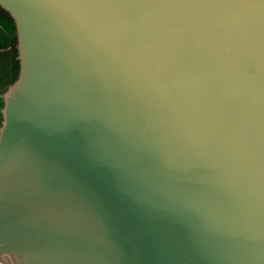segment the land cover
Segmentation results:
<instances>
[{
	"label": "water",
	"instance_id": "obj_1",
	"mask_svg": "<svg viewBox=\"0 0 264 264\" xmlns=\"http://www.w3.org/2000/svg\"><path fill=\"white\" fill-rule=\"evenodd\" d=\"M0 6V264H264V0Z\"/></svg>",
	"mask_w": 264,
	"mask_h": 264
},
{
	"label": "trees",
	"instance_id": "obj_2",
	"mask_svg": "<svg viewBox=\"0 0 264 264\" xmlns=\"http://www.w3.org/2000/svg\"><path fill=\"white\" fill-rule=\"evenodd\" d=\"M0 110L3 107V94L18 76L17 34L14 19L0 6ZM2 115L0 111V124Z\"/></svg>",
	"mask_w": 264,
	"mask_h": 264
},
{
	"label": "crops",
	"instance_id": "obj_3",
	"mask_svg": "<svg viewBox=\"0 0 264 264\" xmlns=\"http://www.w3.org/2000/svg\"><path fill=\"white\" fill-rule=\"evenodd\" d=\"M2 51V49L0 48V52Z\"/></svg>",
	"mask_w": 264,
	"mask_h": 264
}]
</instances>
